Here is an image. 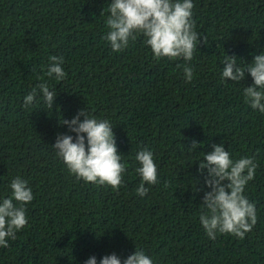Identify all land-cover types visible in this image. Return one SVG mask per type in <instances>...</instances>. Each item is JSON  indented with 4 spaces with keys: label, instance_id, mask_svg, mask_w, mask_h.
I'll use <instances>...</instances> for the list:
<instances>
[{
    "label": "trees",
    "instance_id": "trees-1",
    "mask_svg": "<svg viewBox=\"0 0 264 264\" xmlns=\"http://www.w3.org/2000/svg\"><path fill=\"white\" fill-rule=\"evenodd\" d=\"M110 3L0 0V201L17 176L34 194L27 225L0 247V264H85L92 256L100 264L104 255L123 260L136 248L153 264H264V114L244 102L250 73L240 82L222 79L225 56L245 67L264 52V0H193L201 43L187 62L191 82L182 58L155 59L141 34L112 51L103 39ZM52 55L64 58L62 81L46 75ZM42 81L57 94L54 107L40 96L25 107ZM83 108L113 124L126 166L118 190L77 179L52 147L59 133L75 137L59 119ZM192 140L201 147L190 153ZM213 143H223L234 161L253 157L258 164L245 188L258 220L243 240H211L199 220L211 189L207 169L198 168ZM143 148L153 152L158 183L145 184L141 197L135 156Z\"/></svg>",
    "mask_w": 264,
    "mask_h": 264
},
{
    "label": "clouds",
    "instance_id": "clouds-1",
    "mask_svg": "<svg viewBox=\"0 0 264 264\" xmlns=\"http://www.w3.org/2000/svg\"><path fill=\"white\" fill-rule=\"evenodd\" d=\"M193 8V0H111L107 9L110 15L105 21L108 31L103 39L110 44L112 51L122 52L130 41L136 40L137 34H141L155 59L182 58L186 62L183 65L185 80L191 82L194 69L187 62L194 57L197 41L201 43V35L195 31L192 19ZM203 43L207 44L206 36H203ZM236 57L227 55L223 58L222 79L240 82L246 73H250L254 83L244 88V102L264 114V52L255 55L254 60L245 67L237 65ZM63 63L62 56H50L46 75L57 81L64 80L67 73L62 67ZM38 96L48 109L54 107L57 94L49 89L46 81L39 83L25 96L24 106L39 103ZM81 117L84 119L81 120ZM59 123L61 126L67 125L69 132L75 133V137L59 133L52 145L68 171L77 179L118 190L123 183L122 174L126 166L121 162L113 124L109 120L91 116L85 108L80 109L71 120L64 117L62 121L59 119ZM199 147L200 142L192 140L188 151L191 153ZM212 148L213 151L204 154L198 168L201 174L207 169L205 184L211 189L205 191L201 203L200 223L211 240H215L218 234H231L243 240L258 220L255 203L245 195L246 185L255 178L258 164L253 157H241L234 161L223 143H213ZM135 159L140 164L136 172L141 177L136 192L143 197L149 191L145 184L158 183L157 164L153 152L148 148L139 150ZM10 188L11 196L0 201V247L4 248L9 247L8 238L15 240L16 233L27 225L26 206L34 199L28 181L19 176L11 181ZM85 264H97V258L92 256ZM100 264H153V260L143 250L136 248L123 260L116 253L104 255Z\"/></svg>",
    "mask_w": 264,
    "mask_h": 264
}]
</instances>
